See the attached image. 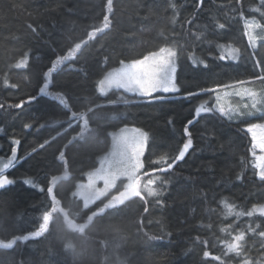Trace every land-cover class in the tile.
Returning <instances> with one entry per match:
<instances>
[{"label": "trees", "instance_id": "trees-1", "mask_svg": "<svg viewBox=\"0 0 264 264\" xmlns=\"http://www.w3.org/2000/svg\"><path fill=\"white\" fill-rule=\"evenodd\" d=\"M106 5L107 0H0V103L5 105L0 108V160L10 157L13 139L20 140L18 158L27 157L5 172L16 183L0 189V239L37 230L51 207L50 197L40 188L52 186L53 176L63 177L53 186L59 203L48 232L18 240L11 248L0 247V264H242L235 254H225L226 243L241 230L246 255L253 262L264 258V238L258 235L264 230V216L235 215L264 204V182L252 167V138L246 130L264 121V114L229 120L219 113L197 118L194 111L204 101L214 106L217 93L239 80L252 81L246 85L258 92L264 90V82L255 79L264 73L254 67L257 60L264 67V28L255 29L258 38L253 49L244 29L245 19L264 25V4L260 0H204L202 5L199 0H113L111 13ZM105 15L110 27L89 40L88 33L103 24ZM218 23H224L225 29L216 27ZM81 41L86 43L74 57L57 65L48 77L56 58ZM161 46L177 50L179 93H157L165 99L153 100L122 89L107 95L98 91V81L121 61L141 58ZM225 46L238 48L239 60L219 59ZM193 53L208 67L193 65L189 59ZM25 56L27 65L16 67ZM45 83L49 87L42 94L39 89ZM213 88L216 92L200 91ZM188 92L198 94L188 97ZM58 95L67 108L56 99ZM33 96L36 100L29 103ZM121 96L127 104L118 100ZM21 101L22 109L9 107ZM72 111L84 112L89 120L83 137L79 136L82 120H73L68 127ZM188 120L194 123L188 125ZM126 126L148 134L142 174L164 167L155 163L160 157L178 153L187 139L185 126L192 134V147L170 172L149 175L161 178L155 185L162 188L159 197L145 193L144 200L131 197L115 208L98 211L122 190L121 181L110 198L85 207L75 195L77 184L108 152L111 134ZM61 151L65 161L59 159ZM28 178L37 187L25 184ZM164 179L168 183L162 184ZM222 201L234 206L233 213ZM249 226L256 231H249ZM205 251L211 256L205 257Z\"/></svg>", "mask_w": 264, "mask_h": 264}, {"label": "snow or ice", "instance_id": "snow-or-ice-1", "mask_svg": "<svg viewBox=\"0 0 264 264\" xmlns=\"http://www.w3.org/2000/svg\"><path fill=\"white\" fill-rule=\"evenodd\" d=\"M239 2V0H237ZM261 4H264V0H260ZM204 0H199V4L202 5ZM107 11L111 13L113 10V0H107ZM173 8L176 6L173 4ZM199 8V5H197ZM255 11L259 12L260 9L257 8ZM241 17H243V12L240 13ZM264 15V13H262ZM111 21L109 20V16L105 15L103 17V24L99 27H95L93 31L88 33V39L91 40L95 38L97 33L103 32L104 29H108L110 27ZM219 29H225L226 25L224 23H218L216 25ZM264 28V25H261L255 19L244 21V29L245 35L248 37L249 44L252 47H255V41L257 40V35L255 33V29ZM86 43V41H81L80 43H76L74 48L68 51L67 55L58 56L56 60L52 63L51 69H49L46 75L51 77L52 70L56 68L57 65L62 64L64 61L70 60L74 57L76 52H78L82 44ZM223 47V46H221ZM176 58H177V50L174 46H161L156 51H151L146 55H143L141 58L132 59L129 62H120V67L117 69H113L112 71L107 72L102 79L98 81V91L101 94L107 95L109 90L122 89L126 93H134L139 95L140 97L149 98L153 100H164L165 97L163 95H154L155 93H179L180 87L176 83ZM221 60L231 59L233 61L239 60L240 58V50L238 48L229 47L226 50V54H222L218 57ZM193 65H197L198 63L203 65L205 68L208 65L205 63L203 59H198L195 54H191L189 56ZM27 65V56L24 57L16 67H25ZM254 67L260 68V72L264 73V67H261V61L257 60L254 63ZM256 80L264 82V74L255 76ZM5 84L8 83L7 80L4 81ZM238 85H244L247 83H252V81H244L239 80L235 82ZM13 88L17 87V85H11ZM48 83H45L43 87L39 89L40 93H46L48 89ZM219 87V86H218ZM223 87L227 88L230 85H223ZM201 92H216V89H201ZM51 96V93H47ZM196 92H188L186 96L192 97L197 95ZM247 95L251 98V105H244L243 107L247 109V111H240L238 108H233L231 106L225 107L220 103L219 95H217V99L214 106H209L207 101H204L199 104L198 107L195 108V116L198 118L202 113H219L220 116L227 117L229 120L233 119L235 116H252L255 113L264 114V90L260 93H257L250 88H244L242 93H237V95ZM60 101V103L67 108V102L64 100L62 95H58L56 97ZM36 100V97H30L29 103L31 101ZM119 101H122L124 104L128 103V100L123 96L118 98ZM118 100H112L110 103H117ZM24 101H21L18 104L10 105L9 107H15L18 109H22L24 107ZM257 105H260L258 107ZM5 105L0 103V108H4ZM99 107V106H98ZM91 111V109H89ZM71 119L68 121V127H72L73 120H82L83 121V131L79 133V136L83 137L85 132L89 130V120L86 117L84 112H76L72 111L70 113ZM264 118V115H262ZM59 123V121H56ZM171 123V121H169ZM193 120H188L187 124H193ZM25 128L31 127V124H25ZM256 130H259L258 132ZM3 129L0 128V132ZM135 134H128L127 129H121L119 134L113 135L112 147L111 151L103 157L100 167L96 168L94 171L89 172L87 174V183H82L79 185L81 191L77 193L84 203V206L87 207L89 204L94 203L97 199H99L102 195L106 194L111 188L115 187L116 181L120 177H125L127 179V183L123 185V190L118 191L116 195L112 197L103 207H101L98 211L103 212L106 209L115 208L117 205H122L126 200L131 197H139L142 200L145 199V193L148 197H159L162 195V188H157L155 185L157 184V180H160V177H156L155 179L149 178L146 183L142 186V180L144 176H155L157 172L159 173H168L175 166V164L179 161H183L186 154H188L190 148L192 147V138L191 132H189L188 127L185 126L184 133L187 136L186 141L183 143V146L179 148L178 153L173 157L162 156L155 163L165 165L164 167L153 169L151 173L145 172L141 175V170L144 168L141 157L145 151V147L147 144L148 134L142 132L139 129L132 130ZM247 131L252 133V167L257 170L255 172L258 175L260 181L264 182V123H253L248 125ZM55 139V137H53ZM72 139H76L73 137ZM48 141L45 142V144ZM71 143V140L69 141ZM12 144L14 145L11 149V155L9 158L0 160V189H6L7 186L14 185L16 181L10 178L5 174L6 170L16 167L18 164L22 163L24 159L27 157L18 158L17 151L20 144V140L13 139ZM45 144H40V148H44ZM259 150V155H257V151ZM36 149H33L35 152ZM59 159L61 161H65V154L63 151L59 153ZM169 159H171V163H169ZM68 175L67 169H65L64 176ZM63 177L53 176L51 178V185L44 189L40 188V191H45L46 194L50 197L51 207L50 210H47L43 213L42 223L39 224L37 230L32 231L28 235L17 236L9 240L0 239V247L2 248H11L13 245L17 243L18 240L27 241L31 238H39L43 236L49 230V222L51 220L52 212L56 210V205L59 203V199L56 197L54 193V185L62 179ZM238 180L242 179V176L238 175L236 177ZM102 181L103 187L98 188L97 183ZM25 184L37 187L34 183L33 179L28 178L24 181ZM162 184L168 183L166 179L161 180ZM162 203V201H161ZM225 206L228 208L230 213H233L234 206L228 204L227 201H222ZM147 211V208H145ZM259 214L260 216H264V204H256L253 205L251 210L247 212H236L237 216H248L251 217L254 214ZM256 228H260V225H256ZM249 231L255 232L256 229H253L249 226ZM258 235L264 238V230L259 231ZM150 239H155L154 237H150ZM227 253H233L235 256L241 258L242 264H264V258L260 260H256L253 262L251 258H249L246 253L248 249L245 246V232L243 230L239 231L238 234L232 237L231 242H227L225 245ZM205 257L211 256V253L205 251L203 253ZM216 261H221L220 256L213 257ZM221 264L223 262L221 261Z\"/></svg>", "mask_w": 264, "mask_h": 264}, {"label": "rangeland", "instance_id": "rangeland-1", "mask_svg": "<svg viewBox=\"0 0 264 264\" xmlns=\"http://www.w3.org/2000/svg\"><path fill=\"white\" fill-rule=\"evenodd\" d=\"M246 38L248 39V37L246 36ZM249 42V41H248ZM229 47H231V48H234V47H232V46H225L224 48H223V53L224 54H226V50L229 48ZM251 47H252V45H251ZM254 47H252V49H253ZM230 60V59H229ZM127 62H129V61H127ZM126 62V63H127ZM120 67V65L119 66H117V67H115V68H113V69H117V68H119ZM113 69H111V70H109V71H112ZM108 71V72H109ZM244 88H250L251 90H253V91H255V92H257V93H260V92H258V90H256V89H254L253 87H251V86H249V85H246V84H244V85H233L232 87H230V88H227V89H223V90H221L220 92H218L217 93V95H219V98H220V103L222 104V105H224L226 108L227 107H229V106H231V107H233V108H238L240 111H244L243 110V106L244 105H251V103H252V101H251V98L249 97V96H247V95H243V94H241V95H237V93H242V91H243V89ZM113 89H115V88H113ZM112 90V89H111ZM111 90H109V92L111 91ZM108 92V93H109ZM129 94H131V95H136V94H134V93H129ZM155 94H157V93H155ZM167 94V93H166ZM216 99H217V96H216V98H215V102H216ZM215 105V104H214ZM258 107H260V105H257ZM255 115H257V113H255L254 115H252V116H245V117H247V118H252V117H254ZM240 115H237V116H235V117H239ZM256 117V116H255ZM260 123H264V121H260ZM247 128H248V126H247ZM247 128H246V130H247ZM121 129H127L128 130V134H135L132 130H134V129H139V130H141L142 132H145V131H143L142 129H140V128H138V127H135V126H126V127H123V128H120L119 130H117V131H114L112 134H111V146H110V149L108 150V152L103 156V157H105L106 155H108V153L111 151V147H112V141H113V135L114 134H119L120 133V131H121ZM257 132L259 131V130H256ZM146 133V132H145ZM250 133V132H249ZM250 135H251V138H252V133H250ZM147 145H148V139H147V144H146V147H145V151H144V153H143V156L141 157V160H142V162H143V164H144V156H145V154H146V151H147ZM257 151V155H259L260 153H259V150L257 149L256 150ZM103 157L101 158V161H102V159H103ZM101 161H100V164H101ZM100 164H99V166L98 167H100ZM97 167V168H98ZM95 170V169H94ZM93 170V171H94ZM143 170V169H142ZM142 170H141V175H143L142 174ZM92 172V171H91ZM150 178V176H144L143 177V180H142V186H143V184L144 183H146V181H147V179H149ZM120 179H122V181H123V179H124V182H123V184H122V190H123V185L124 184H126L127 183V179L125 178V177H120L116 182H118V181H120V183H121V180ZM82 183H87V179H84V180H81L78 184H77V188H76V191H75V195L77 196V197H79L81 200H82V198L79 196V195H77V193L79 192V191H81L80 190V188H79V185L80 184H82ZM116 186V185H115ZM97 187L98 188H102L103 187V182L102 181H100V182H98L97 183ZM114 188V187H113ZM113 188H111L106 194H104V195H102L99 199H97L94 203H91V204H89L87 207H89V206H91V205H93V204H95L98 200H100V199H102L103 197H105L106 195H108V194H110V192L112 191V189ZM121 190V191H122ZM82 202H83V200H82ZM84 204V203H83Z\"/></svg>", "mask_w": 264, "mask_h": 264}]
</instances>
